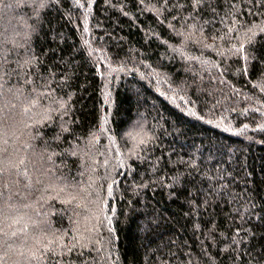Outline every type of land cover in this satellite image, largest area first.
I'll return each instance as SVG.
<instances>
[{
    "label": "trees",
    "instance_id": "trees-1",
    "mask_svg": "<svg viewBox=\"0 0 264 264\" xmlns=\"http://www.w3.org/2000/svg\"><path fill=\"white\" fill-rule=\"evenodd\" d=\"M0 264H264V0H0Z\"/></svg>",
    "mask_w": 264,
    "mask_h": 264
},
{
    "label": "rangeland",
    "instance_id": "rangeland-1",
    "mask_svg": "<svg viewBox=\"0 0 264 264\" xmlns=\"http://www.w3.org/2000/svg\"><path fill=\"white\" fill-rule=\"evenodd\" d=\"M88 210V209H87Z\"/></svg>",
    "mask_w": 264,
    "mask_h": 264
}]
</instances>
